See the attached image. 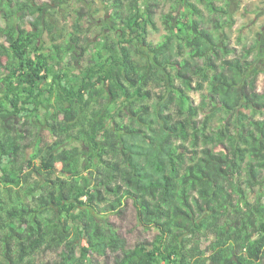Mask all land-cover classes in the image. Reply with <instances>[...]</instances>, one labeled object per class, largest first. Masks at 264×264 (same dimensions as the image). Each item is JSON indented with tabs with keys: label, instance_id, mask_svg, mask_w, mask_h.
I'll return each mask as SVG.
<instances>
[{
	"label": "trees",
	"instance_id": "16d2710c",
	"mask_svg": "<svg viewBox=\"0 0 264 264\" xmlns=\"http://www.w3.org/2000/svg\"><path fill=\"white\" fill-rule=\"evenodd\" d=\"M37 1L0 0V264H264L263 54L230 0H169L157 44L161 0H114L94 41Z\"/></svg>",
	"mask_w": 264,
	"mask_h": 264
},
{
	"label": "rangeland",
	"instance_id": "374dc122",
	"mask_svg": "<svg viewBox=\"0 0 264 264\" xmlns=\"http://www.w3.org/2000/svg\"><path fill=\"white\" fill-rule=\"evenodd\" d=\"M37 2L38 5L44 6L46 12H49L52 22L61 34L72 31L76 19L80 20L82 26V38H88L91 41L101 38L109 30L117 27L111 23L109 17L113 10L114 0H38ZM230 2L233 26L228 29V33L232 38L233 46L240 51L242 46L249 48L259 43L258 47L262 50L263 59L257 62L253 70V72H262L259 80V87L262 89L264 84V0H230ZM171 4L169 0H161L154 8L156 27L152 24L148 27L150 32L148 39L154 44L161 42L166 34L161 23V17L170 11ZM26 19L30 21L33 20V17L28 16ZM177 19L186 22L188 19L187 12L184 9L181 10ZM5 24L6 20L0 18V26H5ZM47 34L44 38L50 45ZM191 96L194 105H199L200 96L195 92H191ZM59 168L64 169L65 167L59 165ZM107 219L110 220L113 229L119 232L129 244L135 243L138 239L146 238V235L136 230V211L133 207H130L122 217L108 215ZM102 261L103 258H100L99 262Z\"/></svg>",
	"mask_w": 264,
	"mask_h": 264
}]
</instances>
